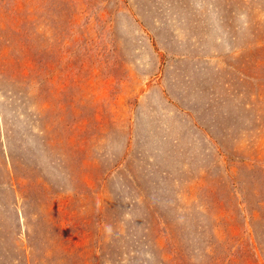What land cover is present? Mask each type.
Here are the masks:
<instances>
[{
    "label": "rangeland",
    "instance_id": "rangeland-1",
    "mask_svg": "<svg viewBox=\"0 0 264 264\" xmlns=\"http://www.w3.org/2000/svg\"><path fill=\"white\" fill-rule=\"evenodd\" d=\"M0 264H264V0H0Z\"/></svg>",
    "mask_w": 264,
    "mask_h": 264
}]
</instances>
